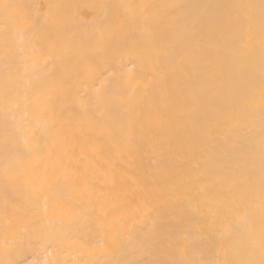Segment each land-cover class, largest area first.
I'll list each match as a JSON object with an SVG mask.
<instances>
[{
    "label": "bare ground",
    "instance_id": "obj_1",
    "mask_svg": "<svg viewBox=\"0 0 264 264\" xmlns=\"http://www.w3.org/2000/svg\"><path fill=\"white\" fill-rule=\"evenodd\" d=\"M0 264H264V0H0Z\"/></svg>",
    "mask_w": 264,
    "mask_h": 264
}]
</instances>
